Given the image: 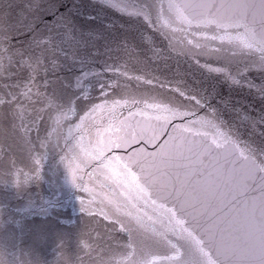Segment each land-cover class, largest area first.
<instances>
[{
    "label": "snow or ice",
    "instance_id": "snow-or-ice-1",
    "mask_svg": "<svg viewBox=\"0 0 264 264\" xmlns=\"http://www.w3.org/2000/svg\"><path fill=\"white\" fill-rule=\"evenodd\" d=\"M179 58L259 112L153 71ZM68 205L105 228L75 260ZM48 241L58 264H264V0H0V264Z\"/></svg>",
    "mask_w": 264,
    "mask_h": 264
},
{
    "label": "water",
    "instance_id": "water-1",
    "mask_svg": "<svg viewBox=\"0 0 264 264\" xmlns=\"http://www.w3.org/2000/svg\"><path fill=\"white\" fill-rule=\"evenodd\" d=\"M88 11L91 16L96 17L93 21L95 25L111 26L114 34L132 33L138 37L140 35L147 37L151 31H145L146 25L142 28L138 24L127 23L126 18H122L119 13L111 10L100 11L99 15H97V11H93L92 9H89ZM83 19L87 20L88 16L86 15ZM155 44L156 46H162L166 45V42L162 41L158 36H155ZM205 58L211 60V58ZM153 71L157 72V74H162L163 76L168 77L183 75L190 83H195L197 86L204 88L214 87L216 91L225 96L230 94L233 103L243 105L251 111L259 112L260 110L261 103L258 97L248 95L246 90L239 94L236 92L230 93L229 85L224 83L223 80H208V73L206 70L199 69L195 65H190L185 62L183 58H179V63L177 60H169L167 65H164L161 61L159 67H153ZM250 79L254 82H259V78L255 74H253ZM42 187L46 192V186ZM32 191L37 192L40 191V189L33 188ZM14 203H20V201H14ZM57 216L59 217V220L63 221V223H60L58 219L53 218L51 226L55 230L64 231L68 234V244L65 246L64 251L67 256H72L73 260H75L74 253L77 251L76 241L82 233L90 232L93 238L99 239V234L105 232V228L102 225L92 222L90 217L81 216L78 208L74 210L71 205L62 208ZM113 236L119 239L118 234L113 233ZM40 248L41 254L47 259L48 264H58L60 261V254L57 252L56 246L51 241L42 244ZM76 264H79V262L77 261Z\"/></svg>",
    "mask_w": 264,
    "mask_h": 264
}]
</instances>
